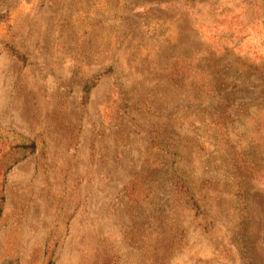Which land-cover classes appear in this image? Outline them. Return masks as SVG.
<instances>
[{"label": "rangeland", "instance_id": "1", "mask_svg": "<svg viewBox=\"0 0 264 264\" xmlns=\"http://www.w3.org/2000/svg\"><path fill=\"white\" fill-rule=\"evenodd\" d=\"M155 1L0 0V264H264V79L219 129L195 85L225 59L185 0Z\"/></svg>", "mask_w": 264, "mask_h": 264}, {"label": "trees", "instance_id": "2", "mask_svg": "<svg viewBox=\"0 0 264 264\" xmlns=\"http://www.w3.org/2000/svg\"><path fill=\"white\" fill-rule=\"evenodd\" d=\"M208 1V0H207ZM206 0H185L183 7L184 11L188 12L189 16L195 18V24L200 29H204L205 36L211 43V48L216 50L220 56L225 60L220 63L223 68L224 76L222 80L216 79V75L202 74L200 73L197 78V84L195 85L196 92L209 93L212 95V104L214 103V112L217 114L215 122L217 127L224 128V124L221 123L223 114H225L230 105V95L240 93L241 90L247 89L249 86L254 85L259 80L264 79V13L260 12L259 3L264 6V0H230V2L220 3ZM238 2V3H237ZM156 5L170 4L169 0L161 2H154ZM220 9L218 14L214 16L210 23L201 20L202 11L204 5L218 6ZM226 5V6H223ZM232 6V8H231ZM239 6L243 12L241 14L245 16L246 12L253 11V15H256L251 24L241 23L239 19L234 18V7ZM191 13V15L189 14ZM201 21V22H200ZM255 31V34H250L249 31ZM253 35V40H257L251 49H245L246 38ZM9 51L12 56L18 61H25L26 57L12 45L9 46ZM222 76V75H221ZM100 77L93 78L83 88V103L86 104L89 100L91 90L98 84ZM211 97V96H210ZM264 111V108H263ZM264 113V112H263ZM229 117L228 114H226ZM158 147L156 140L151 142L147 153L148 158L152 155V150ZM28 147V149H35V144L28 146L22 145V148ZM159 148H157L158 150ZM147 158V164L149 159ZM146 168V167H145ZM177 176H174V180ZM177 189L182 192H188L191 189L186 185V182L177 180ZM153 186L151 182L145 179V186L142 182V176L140 174L136 176L131 183L127 186V193L130 197H138L139 199H147L153 193ZM3 199L1 200V202ZM194 206L200 208L198 200H193ZM1 211V210H0Z\"/></svg>", "mask_w": 264, "mask_h": 264}]
</instances>
